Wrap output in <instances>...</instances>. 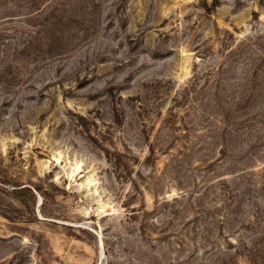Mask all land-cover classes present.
<instances>
[{
	"label": "rangeland",
	"instance_id": "1",
	"mask_svg": "<svg viewBox=\"0 0 264 264\" xmlns=\"http://www.w3.org/2000/svg\"><path fill=\"white\" fill-rule=\"evenodd\" d=\"M0 264H264V0H0Z\"/></svg>",
	"mask_w": 264,
	"mask_h": 264
}]
</instances>
